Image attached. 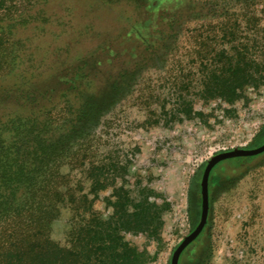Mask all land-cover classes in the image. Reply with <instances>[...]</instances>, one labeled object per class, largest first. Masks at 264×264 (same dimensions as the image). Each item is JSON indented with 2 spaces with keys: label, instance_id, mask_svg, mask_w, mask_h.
Masks as SVG:
<instances>
[{
  "label": "rangeland",
  "instance_id": "obj_1",
  "mask_svg": "<svg viewBox=\"0 0 264 264\" xmlns=\"http://www.w3.org/2000/svg\"><path fill=\"white\" fill-rule=\"evenodd\" d=\"M209 1L6 0L0 5V24L18 41L17 74L0 78V120L33 114L24 110L31 100L25 102L23 93L29 89L44 97L53 95L52 89L79 88L81 96L69 93V102L58 109L65 117L90 102L96 86L98 94L105 90L108 100L89 113L83 128L89 137L74 149L76 158L63 163V172L70 187L97 198V226L113 214L116 188H125L129 211L142 201L158 204L157 233L123 232L148 248L147 264H172L174 251L200 223L209 160L264 143V86L248 89L249 98L234 104L204 97L207 71L192 35L205 20L195 16ZM78 72L88 79L80 85L72 83ZM48 101L41 98V108ZM89 167L102 179L96 193H90ZM70 217L64 208L54 224L53 237L61 243L67 241ZM180 264H264V152L214 167L208 222Z\"/></svg>",
  "mask_w": 264,
  "mask_h": 264
},
{
  "label": "trees",
  "instance_id": "obj_2",
  "mask_svg": "<svg viewBox=\"0 0 264 264\" xmlns=\"http://www.w3.org/2000/svg\"><path fill=\"white\" fill-rule=\"evenodd\" d=\"M5 2L0 0V5ZM221 2L226 5H219V0L203 3V13L195 18L205 20L192 36L200 43L196 53L207 71L204 97L234 104L249 98L248 89L264 86V0ZM5 29L0 24V78L17 74L13 65L18 41L10 27ZM216 42L227 46L219 50L213 45ZM84 77L78 72L72 83L77 80L80 85L88 80ZM30 90L23 93L25 102L31 100L28 109L22 108L33 114H6L0 120V264H147L148 248L125 239L123 232L157 233L162 225L158 204L142 201L129 211L122 195L125 188L115 187L117 201H110L113 214L97 226L93 211L97 198L70 187L71 179L63 172L66 159L76 158L74 149L88 139L85 122L91 111L108 100L107 92L98 94L96 86L90 102L65 117L59 116L58 109L69 102V93L81 96L79 88L52 89L48 92L56 96L44 97ZM41 98L49 100L43 108ZM86 171L90 193H96L102 179L91 167ZM64 208L71 210V217L67 241L61 243L53 237V227Z\"/></svg>",
  "mask_w": 264,
  "mask_h": 264
},
{
  "label": "water",
  "instance_id": "obj_3",
  "mask_svg": "<svg viewBox=\"0 0 264 264\" xmlns=\"http://www.w3.org/2000/svg\"><path fill=\"white\" fill-rule=\"evenodd\" d=\"M264 152V143L255 148H234L232 150H227L220 152L214 155L208 162L202 179V216L200 223L197 227L187 235L184 240L179 244L177 249L174 251L172 257V264H180V258L184 250L193 242L195 241L203 229L205 228L210 211V177L212 170L214 167L221 161L234 158V157H242V156H252L257 155Z\"/></svg>",
  "mask_w": 264,
  "mask_h": 264
}]
</instances>
